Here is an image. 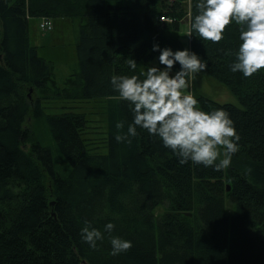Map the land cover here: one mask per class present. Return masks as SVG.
Segmentation results:
<instances>
[{
    "label": "trees",
    "instance_id": "trees-1",
    "mask_svg": "<svg viewBox=\"0 0 264 264\" xmlns=\"http://www.w3.org/2000/svg\"><path fill=\"white\" fill-rule=\"evenodd\" d=\"M194 4L0 0V264H264V68L247 77L231 71L227 49L238 47L239 25L226 26L219 42L193 31L189 44L207 59L203 72L239 103L194 91L202 106L225 107L236 122L240 148L228 167L180 164L139 126L131 144L115 138L133 114L110 77L158 62L155 42L183 47L176 34L191 23ZM33 17L79 28L78 70L62 85L30 44ZM92 99L101 113L94 131L76 107ZM31 116L42 123L38 133ZM85 221L104 232L95 248L81 239ZM113 235L132 247L112 254Z\"/></svg>",
    "mask_w": 264,
    "mask_h": 264
},
{
    "label": "clouds",
    "instance_id": "clouds-1",
    "mask_svg": "<svg viewBox=\"0 0 264 264\" xmlns=\"http://www.w3.org/2000/svg\"><path fill=\"white\" fill-rule=\"evenodd\" d=\"M194 7L197 11L189 36L195 31L206 40L219 42L226 35V26L235 22L240 42L238 47L227 49L234 57L231 71L247 77L264 68V0H195ZM152 50L158 52V62L148 63L138 73L110 77L112 88L133 114L127 130L115 134L116 140L131 144L139 126L170 149L180 164L192 161L217 170L228 167L240 148L236 122L225 107L202 106L191 88L194 77L208 67L207 59L190 47L155 42ZM128 65L136 69L138 62L131 58ZM124 127L125 120H117L116 128ZM114 227L113 221L104 225L109 232ZM80 231L81 239L92 248L104 238V232L90 221H85ZM110 239L114 255L133 244L119 235Z\"/></svg>",
    "mask_w": 264,
    "mask_h": 264
},
{
    "label": "rangeland",
    "instance_id": "rangeland-1",
    "mask_svg": "<svg viewBox=\"0 0 264 264\" xmlns=\"http://www.w3.org/2000/svg\"><path fill=\"white\" fill-rule=\"evenodd\" d=\"M38 18H29L28 35L30 44L36 48L39 57L53 64L56 72V80L62 85L74 71L78 70V58L76 54V45L79 40V28L71 19L61 17L52 18L53 29L50 32H43L39 28ZM188 22L182 23L180 32L176 35L180 38L183 47H189L190 36ZM193 91H197L219 103H235L239 104L232 92L222 83L201 71L198 73L191 85ZM99 100H79L76 103L77 109L85 112L90 118L86 130H97L96 117H100L101 113L98 109ZM47 112V110L45 111ZM30 130L38 133L39 128L43 127L42 123L37 121L34 116L30 117L28 122ZM37 134H33L35 139ZM95 134L91 133L90 138L94 139ZM98 145V144H97ZM97 147L95 144L91 145ZM165 210V208H163ZM230 211V206L228 205ZM156 213H159L156 211Z\"/></svg>",
    "mask_w": 264,
    "mask_h": 264
},
{
    "label": "built area",
    "instance_id": "built-area-1",
    "mask_svg": "<svg viewBox=\"0 0 264 264\" xmlns=\"http://www.w3.org/2000/svg\"><path fill=\"white\" fill-rule=\"evenodd\" d=\"M161 20L162 21H168L169 18L161 17ZM39 27H40L41 31H43V32L51 31L53 29V25H52L51 19H49L48 17L42 18V20H41V22L39 24Z\"/></svg>",
    "mask_w": 264,
    "mask_h": 264
},
{
    "label": "water",
    "instance_id": "water-1",
    "mask_svg": "<svg viewBox=\"0 0 264 264\" xmlns=\"http://www.w3.org/2000/svg\"><path fill=\"white\" fill-rule=\"evenodd\" d=\"M229 189H230V186L227 187V190H229Z\"/></svg>",
    "mask_w": 264,
    "mask_h": 264
}]
</instances>
